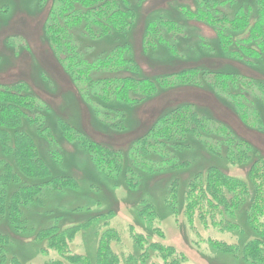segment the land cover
Masks as SVG:
<instances>
[{
  "label": "trees",
  "instance_id": "16d2710c",
  "mask_svg": "<svg viewBox=\"0 0 264 264\" xmlns=\"http://www.w3.org/2000/svg\"><path fill=\"white\" fill-rule=\"evenodd\" d=\"M55 1L59 3L55 12L57 18L54 17L47 25V34H50L60 56L67 53L62 58L64 64L68 65L67 72L72 73L79 81L82 78L86 81L79 82L81 92L77 95H80L85 104H90L94 113L115 136L127 132L124 117L126 110L121 109L119 104L133 107L144 98L153 96L160 87L195 79H199L201 83V77L203 82L210 81L227 98V105L233 109L238 120L237 124H233L235 128L264 131V80H256L250 75L230 69L207 70L204 67L184 70L168 77L144 78L136 73L139 66L130 57L132 52L129 45L117 46L99 58H83L79 53L76 54L69 28L83 24L85 34L93 38L126 33L135 20L133 4L128 0H124V6L119 0ZM143 1L137 0V4L140 5ZM192 1L196 7L194 9L184 6L185 4L176 6L175 10L181 14L178 19L168 17L165 12L150 19L146 24L147 31L156 32L159 37L150 40L146 36L147 48L158 43L170 45L177 55L175 45L159 29L166 30L170 36H177L176 33L180 30L179 34L183 36V29H189L185 28L187 21L198 20L213 26L220 51L227 53L231 59L241 61L239 59L243 58L248 62L261 59L264 54V0H255V5L249 3V0ZM252 5L255 6V13L252 12ZM225 8L232 9L230 17H227ZM151 28L155 30H150ZM89 76L92 77L88 80ZM254 87L252 94L257 90L260 96L255 95L250 102L247 91ZM23 90L17 85L0 84V143L5 156L0 160L3 167L0 175V224L10 223L19 234L29 228L25 217L26 208L30 205L39 209L43 207L41 195L46 187L63 191L79 186L72 175L52 173L42 154L38 138H34L31 129L36 126L37 135L45 139L42 133L47 127L41 126L40 104L37 99L35 102L32 93ZM101 106L105 110L110 109L113 115L107 112H102L101 115ZM200 114L203 113L192 104L173 106L163 112L158 122L142 137L135 138L131 145L122 144H127L126 150L124 146L119 147L109 140L89 136L74 123L63 121L60 127L63 139L86 149L94 165L105 176L121 178L123 184L132 190L140 185V175L148 172V169L160 172L168 166L187 167V159L177 161L172 158L171 153L188 145V136H202L209 118H205L203 114V119ZM229 127L226 124L218 125L215 133L218 132L223 137L219 140L216 138L214 143H207V149L218 158L224 157L230 164L246 165L247 177L233 176L224 167L212 164L204 171H197L183 191L175 185L166 204L175 215L183 214L193 227L201 223L205 227L238 228L241 232L246 227L237 218L245 206L246 225L251 231V237L241 243L239 240L238 243H229L211 239L209 244L216 251L229 254L243 263L264 264V157L253 150L251 139L240 137L237 129ZM51 140L52 136L49 141ZM51 154L52 162L61 165L62 161L58 160L57 155ZM8 157L12 159L8 160ZM147 214H155L152 205L139 210L140 216L147 217ZM98 217L93 216L86 223L72 226L61 225L59 222L50 223L37 229L36 238L43 243L44 250L49 248L57 251L69 264H122V261L124 264H190L182 253H176L173 246L152 241L153 235L148 233L135 232L132 238L133 251L127 257L122 254L120 256L112 249L111 243L119 242L121 236L113 228H107L101 234L93 260L90 255L72 253L70 242L79 231L85 230ZM131 226L130 229L133 230ZM82 228L84 229L80 230ZM8 243L9 236L0 230V264L7 260L4 249ZM157 255L160 256V261H156ZM10 261L12 264H21L16 257H12ZM54 263L63 264L62 259L55 260Z\"/></svg>",
  "mask_w": 264,
  "mask_h": 264
},
{
  "label": "rangeland",
  "instance_id": "374dc122",
  "mask_svg": "<svg viewBox=\"0 0 264 264\" xmlns=\"http://www.w3.org/2000/svg\"><path fill=\"white\" fill-rule=\"evenodd\" d=\"M119 1L123 6L126 4L124 0ZM128 1L133 4L136 15L132 28L126 33L93 38L85 34L83 24L69 28L76 54L79 53L87 59L99 58L117 46L129 45L132 52L130 57L139 66L136 73L144 78L168 77L184 70L204 67L207 70L230 69L250 75L256 80H264V54L254 62L243 58L239 59L241 61L231 59L227 53L220 51L213 26L206 22L187 21L185 28L189 29H183V36L179 34L180 30L175 32L177 36H170L166 30L159 29L175 45L177 55L173 53L170 45L158 43L147 48L146 36L150 40L159 37L156 32L147 31L146 24L150 19L159 17L162 12L169 15L168 17L178 19L181 14L175 10L176 6L185 4L184 6L194 9L196 7L192 0H144L140 5L137 0ZM251 1L249 3L255 5V0ZM58 4L55 0H0V84L17 85L24 88L23 91L34 95L35 102L37 99L40 104L41 126L47 127L42 133L45 139L37 135L36 126L31 129L34 138H38L45 160L54 175H72L79 182L78 188L63 191L46 187L41 195L43 207L39 209L30 205L26 208L28 230L24 229L19 234L10 223L0 224V230L9 236V243L4 249L7 259L4 264H12V257H16L21 264H55L54 261L59 259H62L63 264H69L57 251L42 248L43 243L36 238L37 229L56 222L67 226L83 224L97 215L99 217L85 230L80 229L83 231H79L70 242L72 253L90 255L93 260L101 234L107 228H113L121 236L119 242L111 243L112 249L123 257L133 251L132 238L135 232H139L153 235L152 241L173 246L176 253H182L190 264H246L229 254L216 251L209 244L211 239L229 243H238L239 240L241 243L251 237V231L246 225L245 206L237 218L246 227L241 232L238 228L205 227L201 223L193 227L183 214L175 215L166 204V199L170 198L176 186L183 191L188 181L196 176V172L204 171L209 165L222 166L233 176L247 177L246 165L230 164L224 157L218 158L207 149V143H214L216 138L219 140L223 137L218 132L215 133L218 125L226 124L237 129L233 124H237L238 120L233 109L227 105V98L210 81L203 82V77L201 83L199 79H195L160 87L153 96L144 98L133 107L119 104L121 109L126 110L124 117L127 132L115 136L96 112L94 113L89 102L85 100L89 105L85 104L80 95H77L81 92L80 83L85 79L82 78L81 82L67 72L68 65L62 59L67 53L60 56L50 34H47V25L54 17L57 18L55 12ZM225 9L228 12L227 17H230L232 9ZM252 12L255 13V6ZM253 90L255 87L247 91L250 102L255 95L260 96L257 90L252 94ZM184 104L194 105L205 118H209L202 136H188V145L171 153L173 159H187L189 164L186 168L168 166L160 172L148 169V172L140 175V185L132 190L123 184L121 178L105 176L94 165L86 149L62 137L60 123L67 121L74 123L91 137L109 140L119 147L124 143L131 145L135 138L142 137L158 122L163 112ZM101 110V115L102 112L113 115L110 109L105 110L101 106ZM33 112L36 114V111ZM203 114L200 115L204 119ZM237 131L240 137L251 139L253 150L264 157V131ZM51 136L53 140L49 141ZM127 144L122 145L125 150ZM51 153L57 155L58 160L62 161L61 165L52 162ZM4 157L0 143V160ZM10 159L12 157H8ZM2 171L0 162V175ZM147 205L153 206L155 214L140 216L139 210ZM130 226L134 229L131 230ZM156 261H160V256Z\"/></svg>",
  "mask_w": 264,
  "mask_h": 264
}]
</instances>
